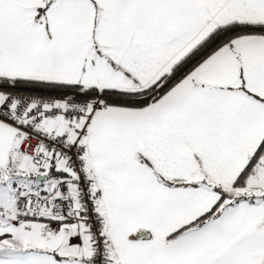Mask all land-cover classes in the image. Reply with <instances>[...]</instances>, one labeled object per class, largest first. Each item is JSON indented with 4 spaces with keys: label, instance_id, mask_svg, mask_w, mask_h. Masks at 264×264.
Instances as JSON below:
<instances>
[{
    "label": "snow or ice",
    "instance_id": "snow-or-ice-1",
    "mask_svg": "<svg viewBox=\"0 0 264 264\" xmlns=\"http://www.w3.org/2000/svg\"><path fill=\"white\" fill-rule=\"evenodd\" d=\"M0 264H264V0H0Z\"/></svg>",
    "mask_w": 264,
    "mask_h": 264
}]
</instances>
